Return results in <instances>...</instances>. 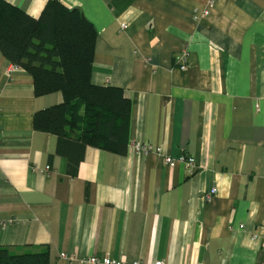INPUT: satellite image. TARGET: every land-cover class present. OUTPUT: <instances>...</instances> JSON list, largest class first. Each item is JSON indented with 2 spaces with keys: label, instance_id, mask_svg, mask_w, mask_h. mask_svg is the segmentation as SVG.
I'll return each mask as SVG.
<instances>
[{
  "label": "crops",
  "instance_id": "crops-1",
  "mask_svg": "<svg viewBox=\"0 0 264 264\" xmlns=\"http://www.w3.org/2000/svg\"><path fill=\"white\" fill-rule=\"evenodd\" d=\"M5 1L38 19L50 0ZM58 1L97 30L91 82L131 101L127 153L61 154L34 117L63 94L37 96L0 51V246L50 264L263 263L264 0H212L204 19L209 0ZM181 155L193 172L166 164Z\"/></svg>",
  "mask_w": 264,
  "mask_h": 264
},
{
  "label": "trees",
  "instance_id": "trees-1",
  "mask_svg": "<svg viewBox=\"0 0 264 264\" xmlns=\"http://www.w3.org/2000/svg\"><path fill=\"white\" fill-rule=\"evenodd\" d=\"M95 26L79 9L50 0L36 19L0 0V51L34 78L37 96L61 92L64 102L35 114L37 131L58 138V150L77 164L85 149L126 154L131 101L122 90L91 82ZM0 264H50L47 248L12 253L0 246Z\"/></svg>",
  "mask_w": 264,
  "mask_h": 264
},
{
  "label": "built area",
  "instance_id": "built-area-1",
  "mask_svg": "<svg viewBox=\"0 0 264 264\" xmlns=\"http://www.w3.org/2000/svg\"><path fill=\"white\" fill-rule=\"evenodd\" d=\"M213 7H214L213 1L209 0L207 2L206 8L199 13L197 12L196 19L207 18L210 15V12H211ZM187 57H188V52L185 51V52H183V54L180 58V61H181L180 68L183 71H186L188 68ZM131 148L133 150H136L139 153H142V154H148L149 152H151V148L145 144H142V143H134L131 145ZM158 152H162V149H159ZM165 161H166V164L170 168H174L178 163L182 164L188 172H193L195 170L196 164H197V162L194 158H190V157H187L185 155H181L178 158L166 156ZM217 192H218L217 188H214L209 194H207V199L211 200L217 194ZM63 257L65 259H67L70 263H75V264H141L138 261L133 262V263L121 262V261H117L115 259H112L109 256H105L104 258H100L98 256H88V257L80 258L79 260H74V259L69 258L67 256H63ZM154 264H166V263L163 261H156V262H154ZM261 264H264V262Z\"/></svg>",
  "mask_w": 264,
  "mask_h": 264
}]
</instances>
